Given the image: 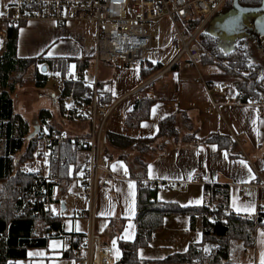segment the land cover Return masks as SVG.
I'll return each instance as SVG.
<instances>
[{
    "label": "crops",
    "instance_id": "1",
    "mask_svg": "<svg viewBox=\"0 0 264 264\" xmlns=\"http://www.w3.org/2000/svg\"><path fill=\"white\" fill-rule=\"evenodd\" d=\"M213 19L214 17L210 21ZM206 26L202 33L205 32ZM234 35L202 36L206 40L218 37L217 39L222 41L220 53L235 52L237 47L233 45H248L245 59L249 63L252 62L253 67L239 73L229 70L228 66V74L236 78L225 81L218 79L221 75L212 71H209L206 78H203L197 69L195 70L198 74H193V67L186 59L185 64L180 66V49L156 63L146 60L138 68L96 64L93 59L94 33L82 23L68 22L61 26L49 21H31L18 28V58L42 56L46 60L65 63V78L55 73L53 78L57 75L64 82L70 81L73 89L82 90V86H90L94 82L102 87L107 96L106 106L111 109L104 125L105 132L130 140L150 139L158 134L159 123L169 116H179V112H183L189 119L187 128L182 118L178 117V136L158 139L152 146V151L146 153L144 173L135 165L134 160L138 155L136 151L125 150L122 153L111 150V157L102 154L101 163L109 168L116 179L97 194L94 226L103 243L111 247L114 253L118 249L122 256L119 243H132L136 238L135 203L139 181L155 186L158 201L175 203L182 207L202 206L205 202L206 186L225 187L228 190V210L236 215L254 218L257 209L264 207V58L261 57L262 52L259 54L249 47L254 41H245L246 35L242 38H235ZM257 39L256 45L262 46L264 35L258 36ZM229 48L235 49L231 51ZM223 58L222 60L227 62ZM72 66L75 67L76 79L71 73ZM86 70L89 73H86ZM240 81L256 85L263 96L257 100L241 101ZM217 84L226 86L224 93L208 94L207 89ZM35 90L39 89L30 84L15 90L11 95L12 98L15 97L14 112L15 102H22L25 108L30 107ZM59 94L58 87V95L52 102L53 110H40L51 112L52 118L47 123L59 124L62 127L67 124L68 127H65L70 132L73 128L79 132L83 131L86 123L79 126L78 120L66 122L60 117L61 113L57 109ZM142 100L151 101L152 105L148 118L139 120V106ZM213 103H217V106L214 107ZM69 109H72V106ZM40 111L34 129H40L43 124L38 118ZM82 111L86 116L84 109ZM189 134L192 135L191 138L188 137ZM213 134L229 138L233 146L226 149L219 148L215 143L199 142ZM119 155L125 157L121 158ZM241 160L247 167L240 163ZM140 173L143 175L141 180L137 176ZM196 174L201 175V183H190ZM58 180L59 186L53 201V206L58 209L52 212L62 220L59 232L86 233L87 220L76 216L87 207V203L80 197L83 177L80 172L74 173L71 167L65 177ZM130 184L133 185L131 189ZM247 207L252 210L244 211ZM237 208L241 211L238 212ZM262 233L264 227L258 226L254 232L252 248H243L240 243L234 245L232 260L236 264H261V254L264 253ZM176 234L179 235V245L173 243L176 242L173 240ZM190 244H202L206 257L216 248L214 244L203 242L202 233L198 228H190L188 216L165 217L162 229L153 235L149 244V247L158 249V253L149 261L163 260L171 254L183 253ZM12 264H76V261L65 252L63 241L54 238L47 240L45 247L28 250L26 258L13 261Z\"/></svg>",
    "mask_w": 264,
    "mask_h": 264
},
{
    "label": "trees",
    "instance_id": "2",
    "mask_svg": "<svg viewBox=\"0 0 264 264\" xmlns=\"http://www.w3.org/2000/svg\"><path fill=\"white\" fill-rule=\"evenodd\" d=\"M256 7L261 0H238ZM231 6L227 4L224 9ZM19 27H6L7 40L0 55V264H12L13 261L26 258V252L34 248H42L48 239L34 235V230L40 232L60 231L62 220L51 218L42 210L40 204L32 202L35 187L31 183L32 176L21 171L22 166L32 158L36 133H29V124L14 112L12 94L18 87L32 85L42 89L48 80V72L65 78L67 67L57 60H46L42 56L20 59L16 55L17 33ZM206 47L214 48L213 41L201 38ZM224 57V58H223ZM221 56L229 66V70L242 72L245 70L244 53L231 52ZM42 66L46 72H42ZM158 69V68H155ZM229 73L228 69H225ZM253 77V75L251 76ZM88 86V85H87ZM105 97L106 93L97 84ZM241 101L257 100L263 94L256 85L240 81ZM71 100L72 109L65 105ZM91 100L84 91L73 89L70 81H65L63 89L57 97V109L67 119L79 121L86 125L83 131H67L64 126L47 123L52 114L47 110L40 111L38 118L42 121L41 128L57 129L73 136L89 137L90 128L87 116L82 109ZM152 102L142 100L139 106V120L147 119ZM182 118L184 126L189 127V119L183 112L179 116H169L159 123V132L154 138L130 140L128 138L103 131L101 149L104 156L111 157V150L136 151L135 165L145 171L144 156L152 151L158 139L178 136L177 119ZM86 123V124H85ZM58 126V127H56ZM66 129V130H65ZM191 130V129H190ZM192 137L191 134L188 135ZM188 138H184L187 140ZM192 140V139H191ZM200 143H215L219 148L230 149L233 143L227 137L217 134L209 135ZM23 149V146L25 145ZM66 142L60 153L69 157V164L64 168L53 169L58 179H63L72 167L74 173L80 172L82 164L87 160L90 144L85 141L80 148ZM124 158L125 156L119 155ZM141 180L143 175H137ZM136 191V238L132 243H119L122 252L119 264H236L232 260V251L236 243L243 248L254 246V232L258 226H263L264 212L254 218L236 215L228 210V190L221 186H206L204 188L205 202L199 207H182L175 203H163L156 199V188L149 183L139 181ZM171 215L188 216L190 228H198L203 236V242L216 246L213 253L206 257L202 244H190L183 253H174L163 260L149 261L138 257V251L149 246L153 235L162 229L163 220Z\"/></svg>",
    "mask_w": 264,
    "mask_h": 264
},
{
    "label": "built area",
    "instance_id": "3",
    "mask_svg": "<svg viewBox=\"0 0 264 264\" xmlns=\"http://www.w3.org/2000/svg\"><path fill=\"white\" fill-rule=\"evenodd\" d=\"M232 1L0 0V55L7 40L6 27H20L31 21H49L61 26L68 22H78L94 33L93 59L96 64L138 68L146 62L145 54L150 47V35L144 24L166 17L181 45L178 57L184 56L197 69L203 51L200 39L202 31ZM54 80L59 83L61 91L64 81L57 75ZM225 89V85L217 84L207 89V92L223 94ZM82 91L91 100L83 108L89 122V137L73 136L57 129H38L32 158L22 166L21 171L32 176L31 183L35 187L32 202L40 204L42 210L53 218L55 214L52 206L59 180L52 171L69 164V157L63 156L60 150L66 142L80 148L88 141V157L80 169L84 180L80 197L87 203V207L76 214L78 218L87 220L88 229L86 233L52 230L40 232L36 229L34 235L48 240H62L65 252L75 259L76 264H119L121 256L117 258L111 247L103 243L94 226L97 194L116 179L109 168L101 163L102 133L111 109L106 106L104 94L96 82L90 86H82ZM213 106H217V103H213ZM201 180V175L196 174L190 183L199 184ZM262 212L264 207H259L257 214Z\"/></svg>",
    "mask_w": 264,
    "mask_h": 264
},
{
    "label": "rangeland",
    "instance_id": "4",
    "mask_svg": "<svg viewBox=\"0 0 264 264\" xmlns=\"http://www.w3.org/2000/svg\"><path fill=\"white\" fill-rule=\"evenodd\" d=\"M8 1H11V0H8ZM226 11H227V8L221 11L212 21H210V23L206 26L205 32L201 33L200 39L203 38L204 35L205 36H208V35L212 36L215 34L225 35L221 29V24L224 21V18L226 16ZM2 12H4V10H2ZM247 24L248 22L243 24L240 33L237 35H234L233 37L242 38L243 36L246 35V37L244 38L245 41L252 40L254 41V44H256L257 43L256 40H258L257 37L261 35L256 34L254 26L249 27ZM144 26H145L146 31L150 35V47L146 51V54H145L146 60L156 63L158 61H162V59H164L165 56H168L171 52L176 53L180 49L181 45L179 42L176 41L173 28H172V24L168 18L166 17L160 18V19L151 21L149 23H145ZM247 28H250V29L246 31ZM217 38L218 37L211 40L213 41V44H214L213 49L212 48L209 49L208 47H206V45H204L203 42H201L203 46V51H202L201 63L197 66V70L203 78L208 77L209 71H212L214 73H217V75H221L218 79L225 80V81L234 80L236 77H232L225 70V69H229L227 62H224L222 58H220V56L223 57L224 55H227L228 52L220 53V49L222 48H219V47L221 46L222 41H220V39H217ZM233 46H235L236 48L239 46V44L233 45ZM234 49H232V51ZM179 64L180 66L185 64L184 56H182ZM192 69L193 70H191V72L197 75L198 74L197 70H195V68H192ZM74 70H75V67L72 66L71 73L73 74V77L76 79L77 75L75 74ZM86 73H89V71L86 70ZM53 77H54V73L49 71L46 86L42 89L35 90V97H34V100L30 102L29 108H25L22 102L21 103L15 102L16 103L15 112L17 114H20L23 118L27 120L31 134L36 132V129H34L35 128L34 123L36 122L38 112L42 109L53 110L52 102L55 99V96L58 95V85H59L58 82L53 80L54 79ZM13 99L15 101V97H13ZM67 101L65 105L67 106V108H71V102H67ZM60 117L66 122L67 120L69 121V119H67L62 114L60 115ZM65 126L68 127L67 124H64V128H66ZM66 129L68 131V128ZM72 130L75 132H78L76 128H73ZM73 134L74 133H72L71 135ZM25 146H26V143L23 146V149ZM53 209L57 211L58 208H56V206H52V211ZM69 210L70 209L68 207L67 211ZM173 240L176 241L173 243L178 244V245L180 244L178 234L175 235V239L173 238ZM157 253H158V249L156 247L148 246L138 251V257L149 260V259H152V257L156 255Z\"/></svg>",
    "mask_w": 264,
    "mask_h": 264
},
{
    "label": "water",
    "instance_id": "5",
    "mask_svg": "<svg viewBox=\"0 0 264 264\" xmlns=\"http://www.w3.org/2000/svg\"><path fill=\"white\" fill-rule=\"evenodd\" d=\"M232 9H233V12L235 13V16L239 17V24H238V26H236V25H232V24L229 23L230 20L234 16L226 18L221 24V29H222V31L225 34H228V35L235 34V35H237L238 33H240V31L242 29V26H243L242 21L244 22V24L246 22H248L247 25L249 27H252L250 20L253 19L255 15H260L261 14L262 16L258 17L257 20L254 22V28H255L256 34H259L261 36L264 35V0H262L261 6L256 7V8L241 7L239 5V3H238V0H233L232 1ZM230 26L232 28H229ZM232 29H235V30L233 31ZM249 29L250 28H247L246 31L249 30ZM229 49H231V48H229ZM232 49H231V51H232ZM41 70H42L43 73H45L47 69H46L45 66H42ZM37 132H38V129H36L35 133H37Z\"/></svg>",
    "mask_w": 264,
    "mask_h": 264
},
{
    "label": "flooded vegetation",
    "instance_id": "6",
    "mask_svg": "<svg viewBox=\"0 0 264 264\" xmlns=\"http://www.w3.org/2000/svg\"><path fill=\"white\" fill-rule=\"evenodd\" d=\"M261 2H262V0H261ZM238 3H239V2H238ZM239 5H240L241 7H245V8H256V7L261 6V4H260V5L256 6V7H253V6H250L249 4L244 3V2H243V3H239ZM231 16H235V13L233 12V9H232V3H231V6H230V5H229V7L227 6L226 16H225L224 20H225L226 18H228V17H231ZM260 16H262V15H261V14H260V15H255L254 18L250 20V22H251V26H252V27L254 26V22H255V21L257 20V18L260 17ZM242 24H244L243 21H242ZM227 27H228V26H227ZM229 28H232V27L230 26ZM232 30L234 31L235 29H232ZM247 46H248V45L239 44V46L236 48V49H237L236 51H242V52L244 53L245 70H246L247 68H252V67H253V66H251V65H253L252 62L249 63V61L247 62L246 59H245L246 51L248 50V47H247ZM249 47H250L251 49H253L254 52H257V53H259V54H260V52H262L263 55H262L261 57L264 58V44H263L262 46H257L256 44L252 43V44L249 45ZM257 47H260L261 49H258ZM226 50H227V49H226Z\"/></svg>",
    "mask_w": 264,
    "mask_h": 264
},
{
    "label": "snow or ice",
    "instance_id": "7",
    "mask_svg": "<svg viewBox=\"0 0 264 264\" xmlns=\"http://www.w3.org/2000/svg\"><path fill=\"white\" fill-rule=\"evenodd\" d=\"M229 23L232 24V25H236V26H238V24H239V17H238V16H234V17L230 20ZM51 54H52V53L50 52L49 55H51ZM253 123L255 124V121H253ZM213 149H215V146H214V145H213ZM240 163H241L242 165H244L245 167H247V165L245 164V162H244L243 160H241ZM150 168H151V166H150ZM249 171H250V170H249ZM129 188H130V189L133 188V185L130 184V185H129ZM132 195H133V197H134V195H135V194H134V191L132 192ZM197 203H199V201H197ZM133 205H134V200H133ZM234 206H235V205H234ZM243 210H244V211H251L252 209H251L250 207H247V208H244ZM237 211L239 212V211H241V209H240V208H237ZM53 212H55V209H53ZM133 212H134V208H133ZM262 235H264V233H262ZM113 246L115 247V241H113ZM29 255H31V253H29ZM115 255H116L117 258H119L120 253H119V250H118V249L116 250ZM261 264H264V253L261 254Z\"/></svg>",
    "mask_w": 264,
    "mask_h": 264
}]
</instances>
